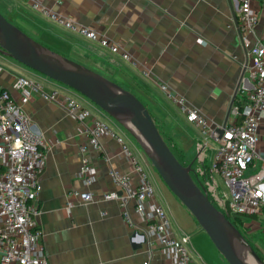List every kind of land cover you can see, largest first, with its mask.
<instances>
[{
	"label": "crops",
	"instance_id": "obj_1",
	"mask_svg": "<svg viewBox=\"0 0 264 264\" xmlns=\"http://www.w3.org/2000/svg\"><path fill=\"white\" fill-rule=\"evenodd\" d=\"M31 1L0 0V11L45 44L71 48L86 55L78 50L83 47L97 56L94 59L86 55L87 66L119 81L137 95L167 141L161 127L172 129L173 124L188 130L196 140L202 139L193 132L195 127L190 122L193 129L184 124L188 121L179 112L174 97L183 96L217 125L229 118L231 104L245 97L252 87V80L243 68L248 62V44L242 41L238 31L236 4L232 0H36L82 24L98 27L109 39L122 44L134 59V65L49 21L32 8ZM258 13L254 34L262 39L264 0L259 2ZM7 62L9 67L0 72V87L8 89L19 102V91L13 86L16 66ZM23 107L31 116L46 154L36 200L39 209L36 219L49 264H144L145 261L166 264L168 258L163 251H149L145 223L133 211L132 203L129 209L133 225L124 221L115 200L83 202L72 197V206L66 207L67 192L85 188L77 176L79 145L88 144L89 140L82 130L83 122L56 103L36 95ZM94 112L99 113L95 109ZM101 118L120 130V125L113 120L103 115ZM128 140L132 147H138ZM99 141L103 151H89L90 163L96 170V179L90 188L97 194L108 191L121 194L109 169L112 167L135 178L130 162L122 156L115 139L102 135ZM106 154L109 162L105 160ZM150 170L156 189L154 198L167 210L173 233L190 237L192 262L228 264L206 233L199 230L189 211L174 195L161 188L154 169ZM209 172L213 177L210 168ZM260 218L254 219L264 226ZM190 232L195 236L193 239Z\"/></svg>",
	"mask_w": 264,
	"mask_h": 264
},
{
	"label": "built area",
	"instance_id": "obj_2",
	"mask_svg": "<svg viewBox=\"0 0 264 264\" xmlns=\"http://www.w3.org/2000/svg\"><path fill=\"white\" fill-rule=\"evenodd\" d=\"M232 1L236 4L238 31L242 41L248 44V62L243 68L252 80V87L246 92L245 104L242 107L231 104L229 118L215 125L183 96L174 97V101L179 112L197 129L203 144L209 145V140L215 142L210 170L219 174L225 185L223 209L231 216L259 217L264 206V38L255 37L254 29L259 22L260 0ZM30 3L33 9L61 28L135 64L122 44L109 39L98 27L82 24L39 1ZM0 56L4 55L0 53ZM4 70L6 67L0 65V72ZM13 86L19 91V102L8 89L0 87V264H49L41 241L42 230L36 219L39 211L36 200L46 154L34 131L31 116L23 107L34 95L56 103L83 122L82 130L89 137L88 144L79 145L77 176L85 188L68 191L66 207L72 206V197L83 202L115 200L124 221L133 225L129 209L132 203L133 211L145 223L149 251H163L168 258L166 264H194L189 235L173 233L167 210L154 198L156 189L150 161L140 146L132 147L128 133L121 126L120 130L112 127L90 108L87 98L71 92L66 86H47L19 73L14 74ZM102 135L120 144V152L130 162L135 175L133 178L110 167L109 175L121 194L115 191L97 194L90 188L96 179V170L90 163L89 151H103L99 141ZM105 160L109 162L107 154ZM257 222L254 218L247 219L239 229Z\"/></svg>",
	"mask_w": 264,
	"mask_h": 264
},
{
	"label": "water",
	"instance_id": "obj_3",
	"mask_svg": "<svg viewBox=\"0 0 264 264\" xmlns=\"http://www.w3.org/2000/svg\"><path fill=\"white\" fill-rule=\"evenodd\" d=\"M0 53L86 97L130 134L152 168L206 233L228 264H264L243 232L192 176V163L174 155L143 101L95 70L31 37L0 11Z\"/></svg>",
	"mask_w": 264,
	"mask_h": 264
},
{
	"label": "rangeland",
	"instance_id": "obj_4",
	"mask_svg": "<svg viewBox=\"0 0 264 264\" xmlns=\"http://www.w3.org/2000/svg\"><path fill=\"white\" fill-rule=\"evenodd\" d=\"M14 24H16V23H14ZM25 32L27 34H29L27 31H25ZM40 42L43 43L41 40H40ZM87 43L90 45H93L90 42H87ZM43 44H45V43H43ZM50 46L53 47V49L60 51L62 53V55L64 54L67 58H69L75 62H78L84 66H87L86 63L88 62V58L86 55L90 56V58L97 59V56H95L89 50H87L83 47H78V50L82 51L86 55L77 53L76 50H71V48L68 49V48H59V47H55L52 45H50ZM62 49H66V50H62ZM7 61L11 62L12 64H14L16 66L15 67L16 73L23 74V75H26L28 77L34 78V79L39 80L40 82L45 83L47 85H52V84L53 85H63L59 82H56V81H54V80H52V79H50V78H48V77H46L40 73L34 71L31 68H28V67L18 63L17 61H15L14 59H12L10 57L6 56L4 58V57L0 56V65L1 66L6 67V68L9 67L10 63H8ZM100 63H101V61H100ZM117 82H119V81H117ZM120 85H121V83H120ZM63 86H65V85H63ZM66 88L68 90H70L71 92H74L75 94L84 97L83 95H81L77 91H75V90H73L67 86H66ZM89 103H90V108L93 111H94V109L97 110V113L99 112L98 115L100 117L103 115V116H105V118L112 120L99 107H97L94 103H92L91 101ZM101 113H102V115H101ZM184 124H186L188 126V128H192V129L194 128L189 122H186V123L184 122ZM161 129L165 133V135L167 136L170 145L174 148V150L179 154L180 157H182L185 161H187V163H189L193 160L192 168H193L194 173L196 174V176L198 177L200 182L205 186L206 191L208 192L209 196L212 198L213 202L216 204V206L219 208V210L221 212H223V210H221V209H222V204L224 202V197H225L224 193L226 192L225 185L223 183L222 178L219 176V174L213 173L212 174L213 177H212L210 175L209 170H208V167L210 168L212 166L215 142L213 140H209L208 143H209L210 147L206 148L203 144L202 139H201V141L196 140L195 138H193L192 134L188 132V130L184 129L183 127H177L175 124H173L172 129H168L165 127H161ZM193 132L196 135L199 134L197 129H195V128L193 129ZM128 136H129V139L131 140V142L135 146H139L138 142L130 134H128ZM180 157H178V158L180 159ZM154 173H155V177H157V180H158L161 188L163 190L167 191L169 193V195L170 194L173 195L171 193V191L166 187V185L164 184L162 179L159 177V175L156 173V171H154ZM199 230L201 232H203L200 228H199ZM240 230L243 232V234L249 240V242L252 243V245L255 247L256 250L255 249L254 250L257 253L258 252L260 253V255L259 254L258 255H259V257L261 256L260 258L264 262V226L259 224V223H254L250 227L245 228V229L240 228ZM190 235L192 236V239L195 237V236H193V233H191V232H190ZM206 237L210 241V239L207 235H206ZM210 243H211V241H210ZM214 249L216 250V248H214ZM203 251H205V249Z\"/></svg>",
	"mask_w": 264,
	"mask_h": 264
},
{
	"label": "trees",
	"instance_id": "obj_5",
	"mask_svg": "<svg viewBox=\"0 0 264 264\" xmlns=\"http://www.w3.org/2000/svg\"><path fill=\"white\" fill-rule=\"evenodd\" d=\"M4 14V13H3ZM5 15V14H4ZM12 22V21H11ZM13 23V22H12ZM23 31H25V30H23ZM32 37V36H31ZM37 40V39H36ZM39 41V40H38ZM44 45H46L47 47H49L50 49H52L53 51H55V52H57V53H60V54H62L60 51H58V50H55V49H53V47H51L50 45H48V44H44ZM64 55V54H63ZM137 96V95H136ZM138 97V96H137ZM245 97H241L240 99H239V101H236L234 104H237V105H239V107H242L243 106V104H245ZM144 103V102H143ZM151 114V113H150ZM152 116V115H151ZM153 118V117H152ZM155 122V121H154ZM155 124H156V126H157V128H158V130L160 131V129H159V127H158V125H157V123L155 122ZM160 133H161V131H160ZM161 135L163 136V138H164V140L166 141V143L168 144V146L170 147V149L172 150V152L174 153V155L177 157V159L181 162V163H183V164H188L187 163V161H185L182 157H180L179 156V154L174 150V148L170 145V143L167 141V139L164 137V135L161 133ZM178 157H180V159L178 158ZM193 169V168H192ZM208 170H209V167H208ZM192 176H193V178L201 185V186H203L204 188H205V186L200 182V180L198 179V177L196 176V174L194 173V171H192ZM206 189V188H205ZM208 193V192H207ZM208 196H209V194H208ZM209 198L212 200V198L209 196ZM212 202H213V200H212ZM214 203V202H213ZM214 205L216 206V204L214 203ZM217 207V206H216ZM218 208V207H217ZM219 209V208H218ZM221 209V208H220ZM221 210H223V213L228 217V219L235 225V226H237L238 228H239V225H241L242 224V222L243 221H245V220H247V219H252V218H258L257 217V215H254V216H246V215H233V216H231V215H229L224 209H223V207H222V209ZM260 220H262V222L264 223V206H263V208H262V214L260 215ZM251 245H252V243H251ZM253 246V245H252ZM254 247V246H253ZM254 249H255V247H254ZM256 250V249H255ZM258 254L260 255V253L258 252ZM261 257V256H260Z\"/></svg>",
	"mask_w": 264,
	"mask_h": 264
}]
</instances>
